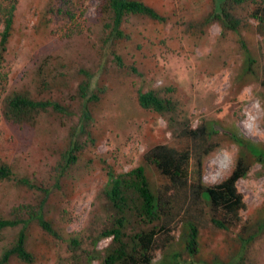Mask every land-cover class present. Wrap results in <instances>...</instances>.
I'll use <instances>...</instances> for the list:
<instances>
[{
    "label": "rangeland",
    "instance_id": "rangeland-1",
    "mask_svg": "<svg viewBox=\"0 0 264 264\" xmlns=\"http://www.w3.org/2000/svg\"><path fill=\"white\" fill-rule=\"evenodd\" d=\"M81 1L84 3L83 17L71 30V35L64 37L73 24L64 25L52 15H45L50 5L61 6V0H21L4 67L9 74L8 92L28 90L34 94L40 82L39 68L45 60L66 64L72 77V90L56 92L51 97L58 99L71 114L50 110L35 128H17L0 122V160L12 165L19 176L53 190L47 211L57 221L63 220L60 224L66 227V233L74 236L83 232L85 235L95 203L107 184L109 170L129 171L142 164L149 150L157 146L177 147L167 120L138 105L136 92L139 88L163 92L168 87H175L174 98L179 103L177 113L189 127L198 128L206 121L216 122L222 130L220 147L202 161L206 185L222 183L235 165L238 147L226 132H236L264 149L262 69L257 77H247L246 83H240L237 75L244 57L237 43L238 37L224 40L217 24L212 25L201 39L189 30V24L212 11L215 0H144L166 15L169 23L160 25L136 18L129 20L126 29L135 41L121 46L128 67L117 65L114 54L109 53L103 43L102 26L96 22L101 0ZM47 19L51 23H46ZM250 24L244 36L253 51H261L262 37L256 30L258 23L252 20ZM138 45H141L140 49ZM129 66L136 67L138 74ZM80 69L90 73L91 93L104 86L99 105L88 104L93 116L90 130L98 136V143L62 176V156L68 148L71 132L74 129L78 132L83 125V102L77 92L83 77H76ZM184 145L186 143L181 144ZM190 146L191 172L197 180V157L202 155L203 149L199 141ZM238 188L247 204L243 218L247 221L254 218L255 221L263 216L264 166L256 164L249 175L240 180ZM39 195L40 192L35 194L13 183H1L0 215L8 217L13 207L34 204ZM32 228L35 231L29 238L31 246L47 251L39 243L40 231L34 225ZM18 231L19 228H15L0 234V256ZM204 235L201 252L188 259L194 261L193 264H199L198 260H213L217 253L224 264H264V233L238 251L226 244V232L208 228ZM110 241L102 240L99 249L107 247ZM61 244L57 253L61 260L55 257L53 249L50 259L41 260L39 264H67L65 261L70 252ZM160 258L158 253L155 261Z\"/></svg>",
    "mask_w": 264,
    "mask_h": 264
},
{
    "label": "trees",
    "instance_id": "trees-1",
    "mask_svg": "<svg viewBox=\"0 0 264 264\" xmlns=\"http://www.w3.org/2000/svg\"><path fill=\"white\" fill-rule=\"evenodd\" d=\"M20 1L0 0V122L17 128H35L50 110L71 114L51 95L72 90L73 85L66 64L45 60L39 68L40 82L34 94L28 90L8 92L9 74L4 67ZM214 3L212 11L203 19L189 24L192 35L201 39L212 25L217 24L224 40L237 36V43L242 48L244 59L237 80L246 83L247 77L260 75L259 69L264 75V0H215ZM61 4L50 5L45 15H52L54 20L64 25L73 24L69 33L64 35L69 37L83 17L84 3L81 0H61ZM132 18L160 25L169 23L166 15L144 0H101L96 22L102 26L105 47L114 54L115 63L123 67L128 66L124 63L121 46L135 41L126 29ZM252 20L258 23L256 30L262 37V50L258 52L251 49L249 40L244 36ZM45 22L51 23V20ZM137 47L140 49L141 45ZM129 68L135 73L138 71L134 66ZM76 77H83L77 91L78 98L83 102V125L78 132L75 129L71 132L68 148L62 156V176L98 143V136L90 130L93 116L88 104L99 105L104 86L91 93L90 73L80 69ZM175 93L173 86L163 92L157 89L137 90L138 105L164 117L178 145L157 146L149 150L142 164L129 171L109 170L107 184L95 203L85 235L83 232L74 236L66 233V227L60 224L63 220L57 221L47 211L53 190L32 182L28 177L19 176L12 165L0 160V184L9 182L35 194L40 192L34 204L15 206L8 217L0 215V234L19 228L12 241L4 246L0 264H39L41 260L50 259L53 249L55 257L61 260L57 254L60 243L66 245L70 252L65 261L67 264H193L194 261L188 259L201 252L208 228L228 233L225 242L230 249L237 248V251L262 236L264 215L255 221L254 218L248 221L243 218L247 204L238 183L249 175L256 164L264 166V149L236 132H226L238 147L235 165L222 183L213 186L204 184L202 161L220 147L222 130L216 122L206 121L198 128L189 127L177 113L179 103L174 98ZM197 141L203 150L202 155L197 157L196 180L191 172L190 145ZM183 143L186 145L181 146ZM33 225L40 231L39 243L47 251L31 246L29 238L35 231ZM106 239H111L109 245L99 249V243ZM158 253L161 258L156 262ZM219 257L217 253L213 260L198 261L199 264H224Z\"/></svg>",
    "mask_w": 264,
    "mask_h": 264
}]
</instances>
